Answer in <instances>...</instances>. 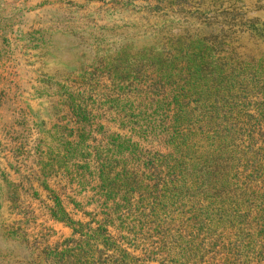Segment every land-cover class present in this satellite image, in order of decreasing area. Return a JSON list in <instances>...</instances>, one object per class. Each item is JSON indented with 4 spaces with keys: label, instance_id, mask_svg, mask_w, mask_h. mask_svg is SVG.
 <instances>
[{
    "label": "trees",
    "instance_id": "1",
    "mask_svg": "<svg viewBox=\"0 0 264 264\" xmlns=\"http://www.w3.org/2000/svg\"><path fill=\"white\" fill-rule=\"evenodd\" d=\"M162 2L212 13L219 27L132 59L131 94L115 99L127 134L112 133L111 152L94 160L92 264H241L250 254L246 263L264 264V19L223 0Z\"/></svg>",
    "mask_w": 264,
    "mask_h": 264
},
{
    "label": "rangeland",
    "instance_id": "2",
    "mask_svg": "<svg viewBox=\"0 0 264 264\" xmlns=\"http://www.w3.org/2000/svg\"><path fill=\"white\" fill-rule=\"evenodd\" d=\"M214 1L204 5L222 0ZM223 1L236 14L264 19V0ZM166 5L44 0L29 17L28 45L1 46L0 264H92L101 254L88 246L102 218L94 160L112 147V133L127 134L116 124L115 99L131 94L132 59L152 46L155 53L169 37L190 43L219 27L212 13L197 18L193 8Z\"/></svg>",
    "mask_w": 264,
    "mask_h": 264
},
{
    "label": "crops",
    "instance_id": "3",
    "mask_svg": "<svg viewBox=\"0 0 264 264\" xmlns=\"http://www.w3.org/2000/svg\"><path fill=\"white\" fill-rule=\"evenodd\" d=\"M44 0H0V48L13 49L18 43L30 41L29 31L35 22L29 21L42 10ZM12 57L13 55L10 54ZM12 59V58H11ZM11 63V60H8ZM6 64L0 60V65Z\"/></svg>",
    "mask_w": 264,
    "mask_h": 264
}]
</instances>
